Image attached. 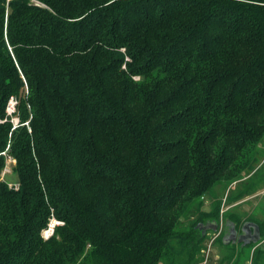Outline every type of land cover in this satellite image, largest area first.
Instances as JSON below:
<instances>
[{"label":"trees","instance_id":"16d2710c","mask_svg":"<svg viewBox=\"0 0 264 264\" xmlns=\"http://www.w3.org/2000/svg\"><path fill=\"white\" fill-rule=\"evenodd\" d=\"M263 138L264 0H0V264L191 263Z\"/></svg>","mask_w":264,"mask_h":264},{"label":"rangeland","instance_id":"374dc122","mask_svg":"<svg viewBox=\"0 0 264 264\" xmlns=\"http://www.w3.org/2000/svg\"><path fill=\"white\" fill-rule=\"evenodd\" d=\"M12 102L14 103V101ZM12 109L10 115L16 120L17 117L13 116L15 108L12 107ZM8 162L12 174L9 172L5 176L1 174L0 180L10 187H15V185L17 187L18 176L14 170L15 163L11 160H8ZM206 216L212 218L209 220ZM213 217L218 218L217 231L212 230V226L208 227L209 229L204 231L205 234L202 233L204 237L199 245H195L193 239L190 240L191 246L198 250L194 254L191 263L189 261L186 263L188 255L186 251H183L181 243L173 240L174 263L163 260L159 264H254L253 256L255 252L264 247V235H262L260 242L251 243L248 246L249 249L245 251L242 258L238 254L241 250L240 243L228 242L229 239L225 238L229 236L227 226L236 225L232 220L237 218L240 220L239 223L237 222L238 226H236L239 235L242 234V226L246 222L264 224V138L258 145L253 163L244 173L235 179L224 181L212 191L206 193L199 201H195L187 207L179 219L180 230L188 232L191 229L194 230L202 222L204 224L213 223ZM56 224L58 222L55 220L51 221L49 228L43 233L44 238H47L48 230L50 231L51 227ZM199 235L197 233V238L200 237ZM224 240L228 243L225 244ZM232 253L235 254L233 258H231Z\"/></svg>","mask_w":264,"mask_h":264},{"label":"water","instance_id":"95a60500","mask_svg":"<svg viewBox=\"0 0 264 264\" xmlns=\"http://www.w3.org/2000/svg\"><path fill=\"white\" fill-rule=\"evenodd\" d=\"M230 224V223H229ZM228 224V225H229ZM55 225H53L54 228ZM212 226V230L217 231L218 229V222L214 221L213 223H206V224H199L198 228L202 231L203 234H205L204 231H207L210 227ZM227 230L229 231V236L228 238L225 239H229L228 242H232V243H240L243 245L246 244H251V243H258L261 240V231H260V227L258 224L253 223V222H246L243 226H242V234L239 235L236 225H229L227 226ZM225 244H227L228 242L226 240Z\"/></svg>","mask_w":264,"mask_h":264},{"label":"built area","instance_id":"2783aa9c","mask_svg":"<svg viewBox=\"0 0 264 264\" xmlns=\"http://www.w3.org/2000/svg\"><path fill=\"white\" fill-rule=\"evenodd\" d=\"M11 101H14V100H11ZM11 101H10V103H11ZM10 103H9V107H8V113L9 114H11L12 111H13L12 107L15 108V101H14V103L13 102L11 103L12 106L10 105ZM13 121H14V124L15 125L18 124V120L17 119L16 120H13ZM3 155H5L6 158H7L6 166H5V168H4L3 172H2V176H5L6 173H8V172L11 173L12 172V170L10 169V166H9L10 164H9L8 160L13 161L14 163H16V161L11 156H8V154L6 155V152L3 153ZM52 229H53V227H51V230L50 231L48 230V232H47V238H49L53 234L54 230H52Z\"/></svg>","mask_w":264,"mask_h":264},{"label":"crops","instance_id":"0c3cea01","mask_svg":"<svg viewBox=\"0 0 264 264\" xmlns=\"http://www.w3.org/2000/svg\"><path fill=\"white\" fill-rule=\"evenodd\" d=\"M253 223H256L257 224V222H253Z\"/></svg>","mask_w":264,"mask_h":264}]
</instances>
